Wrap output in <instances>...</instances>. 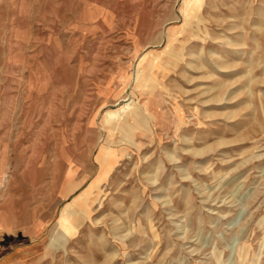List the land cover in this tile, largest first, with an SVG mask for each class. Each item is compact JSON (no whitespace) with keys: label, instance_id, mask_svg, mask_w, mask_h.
Instances as JSON below:
<instances>
[{"label":"rangeland","instance_id":"374dc122","mask_svg":"<svg viewBox=\"0 0 264 264\" xmlns=\"http://www.w3.org/2000/svg\"><path fill=\"white\" fill-rule=\"evenodd\" d=\"M0 264H264V0H0Z\"/></svg>","mask_w":264,"mask_h":264},{"label":"bare ground","instance_id":"6f19581e","mask_svg":"<svg viewBox=\"0 0 264 264\" xmlns=\"http://www.w3.org/2000/svg\"><path fill=\"white\" fill-rule=\"evenodd\" d=\"M19 57V56H18ZM143 73V72H142ZM49 81V80H48ZM233 82V81H232ZM42 85V84H41ZM223 87V86H222ZM221 87V88H222ZM217 95V94H216ZM218 97V96H217ZM216 99V98H215ZM219 100H220V97L218 98ZM233 116V115H232ZM112 122V121H111ZM142 122H143V120H142ZM105 123V122H104ZM109 123H110V121H109ZM113 123V122H112ZM201 151V150H200ZM199 151V152H200ZM199 154V153H198ZM100 158H102L101 160L103 161V159H104V161H103V169H102V172H101V174H102V177H104L105 176V174H106V172H107V169L108 168H106V160H105V155H103L102 157H100ZM176 158V157H175ZM174 158V159H175ZM171 159V158H170ZM178 159V158H177ZM8 180V179H7ZM98 186V185H97ZM94 188V184L92 183L90 186H89V188L86 190V192L85 193H83V195H82V199H83V201H87V198H89V196L91 195V193H92V189ZM97 189V188H96ZM80 200V199H79ZM78 200V201H79ZM78 201H76V202H78ZM89 204V203H88ZM77 205V204H76ZM82 205V204H81ZM84 205H85V202H84ZM74 208V207H73ZM73 208H72V204H70V205H66L65 207H64V209L62 210V213H61V217L59 218V221H58V223L56 224V226L54 227V229H53V231H52V236H51V238L52 239H57V237H62V236H64V230H66L67 228H68V221H69V219L71 218V214H72V210H73ZM83 210H84V207H83ZM75 211H77V210H75ZM78 213V212H77ZM57 229H59V231H60V235H57V234H54L55 232H56V230ZM59 237V238H60ZM244 249V248H243ZM241 251H243V250H241ZM245 252H246V250H245ZM245 260V259H244Z\"/></svg>","mask_w":264,"mask_h":264}]
</instances>
